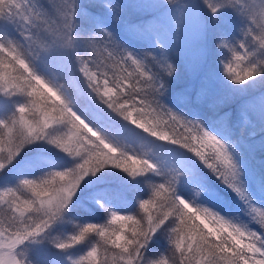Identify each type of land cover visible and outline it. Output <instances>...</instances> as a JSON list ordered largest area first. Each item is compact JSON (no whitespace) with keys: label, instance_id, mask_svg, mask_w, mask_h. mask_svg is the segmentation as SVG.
<instances>
[{"label":"snow or ice","instance_id":"6c2138e0","mask_svg":"<svg viewBox=\"0 0 264 264\" xmlns=\"http://www.w3.org/2000/svg\"><path fill=\"white\" fill-rule=\"evenodd\" d=\"M257 84L264 0H0V264H264L246 169L264 152V97L244 99ZM42 152L56 159L26 172ZM107 173L131 207L97 200L104 223H73Z\"/></svg>","mask_w":264,"mask_h":264},{"label":"rangeland","instance_id":"374dc122","mask_svg":"<svg viewBox=\"0 0 264 264\" xmlns=\"http://www.w3.org/2000/svg\"><path fill=\"white\" fill-rule=\"evenodd\" d=\"M56 2L60 3L61 0H56ZM177 2L182 3L184 2V0H177ZM246 2L256 7H259V4H260V0H246ZM240 27H241L240 18L234 17V25H233V28L231 29V35L237 40L242 38V35L239 31ZM226 58H227V53L225 50V52H223V57L221 58L220 61H223ZM262 97H264V87L260 88L257 92H255L250 102L254 103L256 106H259ZM240 119L244 120L243 118H240ZM251 139L258 140L259 137L257 136ZM152 147L154 148V150L160 152L162 155L166 154L163 151V149L159 148L158 146H152ZM134 148L137 151L140 150L139 142H137L134 145ZM55 159L56 157L53 156L51 153L42 152L40 159L38 161H34L33 166L30 168H27L25 171L28 172L29 174L39 173L42 169H46L47 167H49V162L54 161ZM246 169L249 173V180H248L249 194L252 197V200L258 206H264V191H261V187H260L261 177H264V152L258 151L253 156L249 157L246 160ZM111 175L113 174H110L109 176L98 174L97 177L90 178L89 188L91 189L93 186H97L101 182L105 184L106 182H111V183H114L116 186L120 187L121 189L125 188L127 183L125 182V179L122 176V174L114 173L115 176H111ZM114 177H116L117 179ZM210 178L214 180V177H210ZM197 202H199V200ZM231 203H232V207L230 209V215L233 213L235 214V215H232V218L234 220H237V222L248 223L250 227L256 228V225L254 223L249 222V219H250L249 217L245 216L243 213L238 212V209L242 207L240 202L234 199V201L233 202L231 201Z\"/></svg>","mask_w":264,"mask_h":264},{"label":"trees","instance_id":"16d2710c","mask_svg":"<svg viewBox=\"0 0 264 264\" xmlns=\"http://www.w3.org/2000/svg\"><path fill=\"white\" fill-rule=\"evenodd\" d=\"M223 57V53L214 51L213 52V63L216 64L217 67V60H221ZM262 86L259 84L250 87L248 89L247 94L244 96V99L250 101L254 96L255 92H257ZM253 95V96H252ZM235 104L226 105L220 109V112L223 113L224 111H228L229 109L233 110V121L237 124L235 129L236 135L240 134V131L243 130L244 134L247 135L249 131L252 130L251 126L247 124L244 120H241L235 113ZM115 176L114 173H107L105 176ZM116 178V177H114ZM119 178V176H118ZM117 179V178H116ZM100 183L97 186H93L91 191L89 192L87 198L82 201L81 206L74 212L69 213L70 218L73 220V223H85V222H93V223H104V214L102 210H99L100 206L96 204V201L99 200L103 205L106 207L121 212L133 204L134 193L126 184L125 188L121 189L120 187L116 186L114 183L106 182ZM234 199H232V202ZM93 208L97 209L93 211ZM70 224H65V234H68L70 231ZM163 242L161 241V244ZM79 251L77 255H79ZM44 259L48 262V264H54L56 257L54 255H46Z\"/></svg>","mask_w":264,"mask_h":264}]
</instances>
